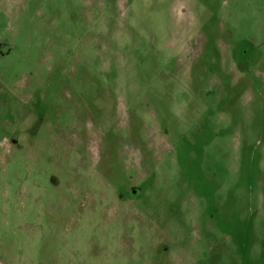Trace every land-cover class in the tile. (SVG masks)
<instances>
[{
	"label": "rangeland",
	"instance_id": "374dc122",
	"mask_svg": "<svg viewBox=\"0 0 264 264\" xmlns=\"http://www.w3.org/2000/svg\"><path fill=\"white\" fill-rule=\"evenodd\" d=\"M0 264H264V0H0Z\"/></svg>",
	"mask_w": 264,
	"mask_h": 264
}]
</instances>
